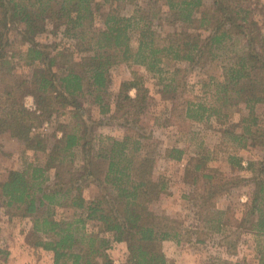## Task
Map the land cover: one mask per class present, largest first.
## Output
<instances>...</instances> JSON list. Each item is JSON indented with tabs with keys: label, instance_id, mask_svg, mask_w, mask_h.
<instances>
[{
	"label": "trees",
	"instance_id": "1",
	"mask_svg": "<svg viewBox=\"0 0 264 264\" xmlns=\"http://www.w3.org/2000/svg\"><path fill=\"white\" fill-rule=\"evenodd\" d=\"M105 1L114 7L138 0ZM147 2V9L137 4L134 14L126 17L114 8L97 13L93 0H0V86L5 84L4 89L0 87V132L5 130L11 138L22 140L26 149L45 156L43 163L31 162L0 178V203L32 221L29 243L51 252L54 264H116L107 253L110 241L89 233V221L98 223L101 233H111L116 242L126 243L128 256L121 264H170L159 243H181L182 232L193 233L175 227L170 218H166L172 223L168 225L151 208L154 196L165 193L169 182L164 176L156 177V148L140 122L147 102L145 78L132 71V79L122 83L113 109L103 95L113 65L144 67L159 77L164 92H176L185 87L179 76L187 70H170L171 66L219 63L223 79L212 77L203 97L186 99L183 108L177 103L175 110L182 108L183 123H203L213 118L227 120L233 107L244 104L249 115L227 129L225 137L238 149L253 145L264 149V127L255 112L257 105L264 104V33L260 24V20L264 23V4L253 0H166V11L161 0ZM97 17L102 27L97 26ZM164 26L175 30L163 31ZM11 30L23 39L25 51L9 50ZM48 32L61 33L74 42V51L40 42ZM75 54L80 55L79 60ZM18 58L31 68L29 77L15 74ZM88 96L109 119L96 121L86 116L83 99ZM27 97L34 99L35 110L27 107ZM66 114L68 119L57 120L61 137L56 131L34 137V131ZM114 122L126 130L123 139L95 133L96 123ZM185 154V149L173 147L165 157L179 163ZM213 155L209 150L200 153L184 171V183L195 188L194 201H199L194 205L195 214L217 233L244 229L251 223L252 231L264 236V158L246 162L229 153L231 170H246L252 177L228 178L209 166ZM92 184L99 194L87 199L84 192ZM242 185L253 187V197L243 217L235 220L228 210L216 209L214 199ZM59 209L73 214L58 216ZM226 235L227 241L231 234ZM196 241L202 243L203 236L198 235ZM236 246L230 242L227 249L234 251ZM259 253L260 264H264V241Z\"/></svg>",
	"mask_w": 264,
	"mask_h": 264
},
{
	"label": "rangeland",
	"instance_id": "2",
	"mask_svg": "<svg viewBox=\"0 0 264 264\" xmlns=\"http://www.w3.org/2000/svg\"><path fill=\"white\" fill-rule=\"evenodd\" d=\"M264 4V0H253ZM94 8L97 13L101 11H110L112 8L117 9L122 15L130 17L139 4L142 8H148L147 0L120 2L114 7L105 0H93ZM206 1V5H209ZM162 7L167 11L166 0H161ZM117 7V8H116ZM99 16V15H98ZM255 17L260 18L256 13ZM264 33V23L260 20ZM97 26L102 27L101 19L97 17ZM174 27L164 26L163 31H174ZM11 50L13 53L25 51L27 45L15 30L10 32ZM42 43L57 44L61 49H72L73 43L61 33L57 36L50 32L39 38ZM79 60L80 55L75 54ZM15 74L19 77H29L31 68L23 60H16ZM181 68L184 72L179 76V81L185 83V87L178 88L176 92L163 91V86L159 84V77L149 74L144 67H129L125 64L113 65L109 74V85L103 94L106 103L114 109V100L120 91L123 82L132 79V71L144 76V94L147 97L145 111L140 119L145 133H150L151 139L155 145V156L157 165L155 169L156 177L164 176L169 182V187L165 193H158L153 198L152 210L160 219L167 221L166 218L174 221L173 225L183 230L190 229L193 233L182 232L181 243L175 240H168L167 244L159 243V250H166V257L170 264H218L227 261L229 264H260L259 246L264 241V236L252 231L251 223L244 229L225 230L223 233H217L210 230L211 225L206 224L203 217L195 214V207L198 200L194 201L195 191L192 185L184 183V171L191 159L197 157L200 153L209 150L214 153V158L209 166L219 169L228 178L243 176L252 177L249 171L233 172L227 162L229 153L243 157L244 161H259L264 158V149L257 145L250 146L246 149H238L228 142L225 137V131L240 123L241 120L249 115V110L244 104L233 107L227 120L219 121L215 118L203 123H183L181 120V109L186 99H196L203 97L206 91V84L212 77L223 79V71L219 63L206 62L203 66L191 68L188 63H177L171 66ZM163 77H168L164 75ZM169 80L166 81V83ZM2 89L5 84H1ZM135 96V91H131ZM90 96L83 99L85 109L88 110L86 116L92 117L96 121L109 119L101 115L98 104L92 103ZM181 103L182 108L175 110V105ZM26 105L28 108L35 110V103L32 97H27ZM260 124L264 127V104H259L255 109ZM69 115L61 116L54 119L53 123H46L43 128L34 131V137H42L43 134L58 132V123L68 119ZM59 120V121H57ZM57 121V122H56ZM98 123V122H97ZM94 125V131L98 135L110 136L116 139H123L126 130L117 123ZM97 125V126H96ZM58 136L62 134L58 132ZM180 147L185 149L186 154L182 162L167 161L165 154L167 149ZM0 178L5 179L11 169L22 170L29 163H43L45 156L43 153H33L26 149L25 143L19 139L11 138L3 130L0 132ZM79 158V157H78ZM80 159V158H79ZM78 159V160H79ZM77 160V164L79 163ZM87 199L96 197L99 194V188L96 185H90L85 189ZM253 197V187L242 185L232 188L227 193H222L214 199L216 209L228 210L231 217L240 220L244 212L250 206ZM0 264H54L53 254L34 248L29 243L32 235V221L29 218H23L15 215L14 211L7 210L4 204L0 203ZM72 211L63 209L58 210V216H72ZM253 221V220H252ZM255 221V220H254ZM89 233L98 234L110 241V247L107 250L110 258L115 262L123 263L126 261L128 251L124 255L122 246L114 240L111 233H101L99 224L89 221L86 225ZM231 231L234 233H231ZM226 234H231L228 240H224ZM202 235L204 241L198 243L196 238ZM230 242H236L237 246L234 251L227 249ZM126 244V243H125Z\"/></svg>",
	"mask_w": 264,
	"mask_h": 264
},
{
	"label": "crops",
	"instance_id": "3",
	"mask_svg": "<svg viewBox=\"0 0 264 264\" xmlns=\"http://www.w3.org/2000/svg\"><path fill=\"white\" fill-rule=\"evenodd\" d=\"M165 159H166V157H165ZM167 160V159H166ZM168 161V160H167ZM94 198V197H93ZM108 234V233H107ZM164 244H167V241L166 242H164ZM118 245H120V246H122L121 248H122V252H123V254L125 255L126 253H127V251H128V249H127V245L125 244V243H118ZM162 251V250H161ZM163 253H165L166 254V250H164V251H162ZM115 263L116 264H120V263H118V262H116L115 261Z\"/></svg>",
	"mask_w": 264,
	"mask_h": 264
}]
</instances>
